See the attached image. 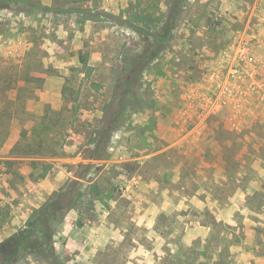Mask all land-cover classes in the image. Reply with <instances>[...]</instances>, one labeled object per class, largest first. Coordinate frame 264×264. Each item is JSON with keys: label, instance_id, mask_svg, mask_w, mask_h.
<instances>
[{"label": "rangeland", "instance_id": "obj_1", "mask_svg": "<svg viewBox=\"0 0 264 264\" xmlns=\"http://www.w3.org/2000/svg\"><path fill=\"white\" fill-rule=\"evenodd\" d=\"M6 2L0 88L11 71L38 87L26 98L36 131L23 139L30 125L17 120L0 148V225L30 236L12 264H264V0ZM171 14L167 47L123 91L130 56ZM79 99L89 104L73 111ZM48 133L58 155L11 153L37 150ZM222 146L239 157L232 179ZM54 167L79 179L46 193L36 183Z\"/></svg>", "mask_w": 264, "mask_h": 264}, {"label": "trees", "instance_id": "obj_2", "mask_svg": "<svg viewBox=\"0 0 264 264\" xmlns=\"http://www.w3.org/2000/svg\"><path fill=\"white\" fill-rule=\"evenodd\" d=\"M176 1V0H173ZM7 2L6 0H0V8H4L7 7ZM176 15L171 14L170 16L167 17V19L163 22L162 26H161V32H157L151 35V40L148 41L147 40V45L146 48L133 55L130 56V62H129V66H130V70L127 74V76L122 77V79H124V89L123 91H126L127 84H128V79L131 77H134L135 80H133L134 85L137 87L140 86V82L138 80V72L136 73V69L137 66L140 65L139 68V72L145 68L149 63L153 62L158 56L159 54L167 47L168 42L171 39L172 36V31L175 28V24H176ZM2 64L0 63V66ZM4 67V66H3ZM16 73H18L17 71H11L9 72V80L12 82L10 85L5 86L0 88V134H2L1 136V140H0V148L4 145V143L6 142L7 138L10 136V132L13 128V123L18 121H21L22 123H24L25 120H27L29 122L28 125L30 126H24L21 129V136L23 139H26V136H28V132H35L36 131V125L32 124L33 120L30 116H32V110L27 108V104H26V98L29 97V95L33 94L35 89L38 88L36 87L34 84L31 83H25L23 84V86H20L16 83L17 79H18V75H16ZM30 74V73H29ZM40 87V86H39ZM119 87V86H118ZM122 91V92H123ZM24 97L22 102H19V98H21V95ZM28 96V97H27ZM43 112L39 114V116H42L44 119V115L49 112V110H51V108L48 105H43ZM76 108L75 105H71V109L74 111V109ZM19 113H24L26 115H29L28 118L26 119H22L21 116L19 115ZM39 116L35 117V118H40ZM219 117V116H218ZM43 122L45 121L44 119L40 118ZM26 121V122H27ZM216 121H218V119H216ZM31 122V124H30ZM34 123V122H33ZM56 126H58V121L54 122ZM222 124L223 121L220 120L219 122H216V126L218 128H222ZM47 129V128H46ZM227 131V130H226ZM52 132V131H51ZM229 133V136L231 138H236L238 135L240 136V133L234 131V130H229L227 131ZM58 139L59 138H54V136L52 135V133H48V135H46L45 137H43L42 139L39 140L38 146L39 148L37 150L35 149H31L29 151H22L23 153H16L13 150V147L11 148L12 150V154L13 155H26V156H40V155H50V156H56L59 154L60 151L53 149L51 151H49L47 146H46V142L47 140H53L52 146L56 145L58 143ZM50 142V141H49ZM28 145V144H27ZM251 145V144H250ZM61 143H59L57 145V147L60 149L61 147ZM15 147V146H14ZM223 147V146H222ZM224 150L222 152V159L223 162L226 163L224 164V170L223 173L225 172L224 175H226V177L232 179L231 177H235V175L237 174L238 171L241 170V166L240 163L237 162V159L239 158L237 153L233 155V153H231V151H229V149L227 147H223ZM250 152L248 153V157L250 158L249 162H248V166H247V170H243L244 173L248 171H250V173L252 174L254 172V169L252 167V163L254 161L255 158H253V154L255 153L253 148L250 147ZM246 156L245 154H241V157ZM3 163H9V162H3ZM232 164V166L229 165ZM39 165L41 168L40 170V174H38L39 177H42L45 173L46 170L49 167V164L47 162H39ZM229 167V170L227 169ZM228 174V175H227ZM250 175V174H249ZM247 176V177H246ZM246 180H249L251 178V176H248L246 174ZM69 194V193H67ZM65 195V194H64ZM59 203V201H58ZM56 201H52L49 203V205H53L55 206L57 209L60 208L62 205L61 203L58 204ZM60 210V209H59ZM36 214V215H34ZM33 216L29 219L28 223L29 224H37L39 225L41 223V215H38L37 213H34ZM29 234H13L9 237H7L6 239H4L3 241L0 242V264H2L3 262H7V264H12L20 255V251L22 248V241H27L30 239L29 238Z\"/></svg>", "mask_w": 264, "mask_h": 264}, {"label": "crops", "instance_id": "obj_3", "mask_svg": "<svg viewBox=\"0 0 264 264\" xmlns=\"http://www.w3.org/2000/svg\"><path fill=\"white\" fill-rule=\"evenodd\" d=\"M71 103H73V104H77V103H81V105H84V104H89V102H88V100H86V99H82V100H78V101H76L75 102V100L73 101V102H69V104L70 105H72ZM62 104H65L64 102H63V100H62ZM78 132L76 133L75 131H72V133H71V135H70V137H72L73 138V140L75 139V137H78ZM71 138V139H72ZM75 144H72L71 146H70V148L68 147V153H71V155L72 154H74V151L76 150L75 148ZM67 155H69V154H67ZM54 169H56L57 171H58V173H56V178L54 177L52 180H51V182H37L36 184L37 185H41L42 187H43V189H44V191H46V193L48 192V193H50V191L54 188V187H56V188H60L61 186H62V184L63 183H65L64 181L65 180H67L68 178H69V176H70V181H74V180H78L79 178H74V177H72L71 175H70V172L66 169V168H55L54 167ZM60 173H62V179H60V177H59V174ZM47 185V186H46ZM7 187L9 188V190H12L13 191V185H11L10 183H8V181H7ZM34 187H36V186H34ZM31 195H36V191H32L31 193H30ZM74 212V213H73ZM72 213V214H71ZM79 209H77V208H74V209H70V210H67L66 211V215H65V218L67 219V218H71L72 216H75V217H72L73 219H75L79 214ZM11 217V214H9L8 215V218H10ZM10 230L9 229H7L4 225H0V242L2 241V240H4L6 237H8L9 236V234H10ZM70 238V237H69Z\"/></svg>", "mask_w": 264, "mask_h": 264}]
</instances>
